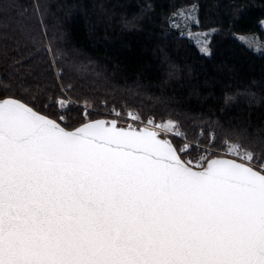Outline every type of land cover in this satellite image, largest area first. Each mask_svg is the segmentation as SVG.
Returning <instances> with one entry per match:
<instances>
[{
	"label": "snow or ice",
	"instance_id": "obj_1",
	"mask_svg": "<svg viewBox=\"0 0 264 264\" xmlns=\"http://www.w3.org/2000/svg\"><path fill=\"white\" fill-rule=\"evenodd\" d=\"M190 21L194 7L172 27ZM160 133L182 136L172 120L87 111L67 130L0 97V264H264V161L227 140L185 159L190 145Z\"/></svg>",
	"mask_w": 264,
	"mask_h": 264
},
{
	"label": "trees",
	"instance_id": "obj_2",
	"mask_svg": "<svg viewBox=\"0 0 264 264\" xmlns=\"http://www.w3.org/2000/svg\"><path fill=\"white\" fill-rule=\"evenodd\" d=\"M195 4L193 30L216 29L211 55L172 27ZM263 20L264 0H0V97L68 129L85 111L88 121L113 109L172 120L192 142L224 149L227 140L264 160V53L236 38L264 40Z\"/></svg>",
	"mask_w": 264,
	"mask_h": 264
},
{
	"label": "rangeland",
	"instance_id": "obj_3",
	"mask_svg": "<svg viewBox=\"0 0 264 264\" xmlns=\"http://www.w3.org/2000/svg\"><path fill=\"white\" fill-rule=\"evenodd\" d=\"M195 8V16L196 18L198 19V23H199V16H198V5L195 4V5H190L188 7H184V8H181L179 11L181 10H184V11H187V10H190L192 8ZM177 11L173 17H172V23L175 21L176 19V14L179 12ZM264 22V20L262 21ZM261 22V27L262 29L264 30V24H262ZM194 25H197V23L195 22H188L187 26H185V24L183 22L180 23V27L178 28L183 34H185L193 43H195L198 48L201 50V46L200 44L197 43V40H201V41H208L206 47L208 49V53L206 55H211L212 53V48H211V42H212V39H213V36L214 34L216 33V29H208V30H205V31H198V32H195L193 30V26ZM191 33V36L188 35V33ZM205 33H207V35H204ZM236 38L243 44H245L247 47H249L251 50H253L254 52L258 53V54H262L264 53V40L261 38V36L258 34V33H250V34H238L236 35ZM255 38H258V42H259V46H260V50L258 51L257 50V44L255 43H252L254 41ZM251 43V47L249 46ZM202 52V51H201ZM204 53V52H202ZM205 54V53H204ZM66 101H68L67 103V106L71 103H73V101L67 97L65 98ZM121 115L119 117H116L114 115V113L112 112L111 114L109 115H105L104 117L102 118H105V119H108V120H112V119H116L118 120V122L122 125H128V124H133V125H138L140 127H143L142 124H140L138 121H133L131 120L127 114H122L121 112H119ZM134 113V112H132ZM136 114V113H134ZM141 118V117H140ZM154 119V118H152ZM155 120V119H154ZM90 121V120H89ZM141 121L143 122H147V120L145 119H142L141 118ZM156 121V120H155ZM157 123L158 122H166V121H156ZM177 124V123H176ZM178 125V124H177ZM178 128L183 132V137L186 141V143H188L190 145V148H189V151L190 152L193 148L197 149L198 150V157L196 159H198L201 155H203L204 153L208 152V151H211L213 153V156H218V155H222L223 152H224V149H218V148H213L211 145H206V146H203V145H200L198 143H195V142H192L188 137H187V133L185 132V130L180 127L178 125ZM165 137H169L168 135H163ZM171 139H177V138H173V137H170ZM180 143H181V146L184 144L182 139H177ZM228 158H233V157H228ZM189 159H192L193 161H195L196 159H193V158H189ZM255 161H264V160H254Z\"/></svg>",
	"mask_w": 264,
	"mask_h": 264
},
{
	"label": "water",
	"instance_id": "obj_4",
	"mask_svg": "<svg viewBox=\"0 0 264 264\" xmlns=\"http://www.w3.org/2000/svg\"><path fill=\"white\" fill-rule=\"evenodd\" d=\"M12 98H14V97H12ZM15 99H17V98H15ZM18 100H20V99H18ZM21 102H23V103H25L24 101H22V100H20ZM25 104H27V103H25ZM28 106H30V107H32L31 105H29V104H27ZM35 111H37L35 108H33ZM37 112H39V111H37ZM40 114H42V115H45V114H43V113H41V112H39ZM45 116H47V115H45ZM48 118H50V119H53V118H51V117H49V116H47ZM101 119H103V120H108V119H105V118H99V119H95V120H101ZM55 120V119H54ZM95 120H90V121H95ZM57 121V120H56ZM110 121V120H109ZM58 123H60L59 121H57ZM61 124V123H60ZM61 126L62 127H65V126H63L62 124H61ZM81 126V125H80ZM118 126L119 127H127L128 125H122V124H120L119 122H118ZM134 126H136V127H140V126H138V125H134ZM79 127V126H78ZM77 128V127H76ZM67 130H73V129H68V128H66ZM75 129V128H74ZM160 136H161V138H165V139H169L171 142H172V144L173 145H175L174 144V142H173V140L170 138V137H165V136H163V135H161L160 134ZM224 158H228V157H224ZM238 162H240V161H238Z\"/></svg>",
	"mask_w": 264,
	"mask_h": 264
},
{
	"label": "built area",
	"instance_id": "obj_5",
	"mask_svg": "<svg viewBox=\"0 0 264 264\" xmlns=\"http://www.w3.org/2000/svg\"><path fill=\"white\" fill-rule=\"evenodd\" d=\"M140 124H142V126H144V123H146V122H143V123H141V121H138ZM158 123H163V122H158ZM178 130H179V132L182 134V136H180V137H177V136H175V135H170V134H165V133H160L161 135H168L169 137H173V138H177V139H182L183 141H185V139H184V137H183V132L178 128ZM183 143H186V141L185 142H183Z\"/></svg>",
	"mask_w": 264,
	"mask_h": 264
}]
</instances>
